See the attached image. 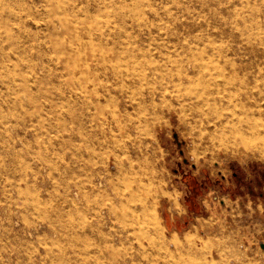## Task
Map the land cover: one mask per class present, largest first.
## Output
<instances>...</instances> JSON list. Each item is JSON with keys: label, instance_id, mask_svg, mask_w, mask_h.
<instances>
[{"label": "rangeland", "instance_id": "374dc122", "mask_svg": "<svg viewBox=\"0 0 264 264\" xmlns=\"http://www.w3.org/2000/svg\"><path fill=\"white\" fill-rule=\"evenodd\" d=\"M263 151L264 0H0V264H264Z\"/></svg>", "mask_w": 264, "mask_h": 264}, {"label": "bare ground", "instance_id": "6f19581e", "mask_svg": "<svg viewBox=\"0 0 264 264\" xmlns=\"http://www.w3.org/2000/svg\"><path fill=\"white\" fill-rule=\"evenodd\" d=\"M60 8V7H59ZM68 26V25H67ZM54 29V28H53ZM55 30V29H54ZM125 41V40H124ZM104 57V56H103ZM110 56H108V58H109ZM20 58V57H19ZM108 58H107V60H108ZM111 58V57H110ZM106 59V58H105ZM103 60V59H102ZM110 64V63H109ZM200 66V65H199ZM201 67V66H200ZM112 69V68H111ZM113 71V70H112ZM118 72V71H117ZM202 72V71H201ZM113 74L114 75H116L117 76V73L115 72V71H113ZM178 78L176 79V80H174V79H172L171 81H172V86H173V88L175 89V87H181L182 85H183V83L184 82H186V81H191V77H190V75H189V71H188V69L187 68H180L179 69V73H178ZM193 76H195V75H193ZM166 77V76H165ZM205 77V76H204ZM166 82V81H165ZM166 83H168V82H166ZM86 86V85H85ZM171 87V86H170ZM208 87V86H207ZM76 88V87H75ZM80 88V87H79ZM85 88V87H84ZM173 88H171V90L173 89ZM80 90V89H79ZM81 90H83V89H81ZM168 90V86L167 85H165V92ZM5 92V91H4ZM74 92H75V90H74ZM169 93V92H168ZM171 93V92H170ZM175 93V92H174ZM9 94H10V92H9ZM75 94V93H74ZM150 94L152 95V92H150ZM78 96V95H77ZM98 99V98H97ZM170 99V98H169ZM215 102V101H214ZM168 103H169V101H168ZM94 105V104H93ZM122 105V104H121ZM168 105V104H167ZM174 105V104H173ZM234 106V105H233ZM123 107H124V109L125 110H127V105L126 104H124L123 105ZM130 107V106H129ZM170 107V106H169ZM168 108V107H167ZM224 111V110H223ZM240 111V110H239ZM222 113V112H221ZM231 114V113H230ZM250 114V113H249ZM250 116V115H249ZM252 116V115H251ZM231 118V117H230ZM193 122V121H192ZM232 124H234V122L232 123ZM261 125V124H260ZM245 126V125H244ZM251 126V125H250ZM234 128V127H233ZM235 129V128H234ZM238 129V128H237ZM263 129V128H262ZM229 130V129H228ZM236 130V129H235ZM231 131V130H230ZM252 131V130H251ZM233 132V131H232ZM232 132H230V134L232 133ZM215 135V134H214ZM100 139V138H99ZM263 153H264V151H263ZM136 168V167H135ZM130 171V170H129ZM33 207V206H32ZM119 212H120V210H119ZM138 215V214H137ZM108 216V215H107ZM103 223H105V222H103ZM129 227V226H128ZM28 233V232H27ZM29 236V235H28ZM49 241V240H48ZM114 246H112V248H113Z\"/></svg>", "mask_w": 264, "mask_h": 264}]
</instances>
